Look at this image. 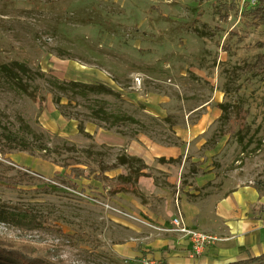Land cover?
<instances>
[{
    "label": "rangeland",
    "instance_id": "1",
    "mask_svg": "<svg viewBox=\"0 0 264 264\" xmlns=\"http://www.w3.org/2000/svg\"><path fill=\"white\" fill-rule=\"evenodd\" d=\"M255 5L0 0V243L56 264H233L252 256L254 235L262 255L252 185L264 184V73L250 68L264 24L245 15ZM14 62L31 72L1 69ZM238 107L250 114L235 136L222 116ZM124 159L143 176L116 194L108 182L131 174ZM72 169L84 172L75 186L63 178ZM179 213L218 240L195 254L169 232ZM178 241L196 262L167 257Z\"/></svg>",
    "mask_w": 264,
    "mask_h": 264
},
{
    "label": "trees",
    "instance_id": "2",
    "mask_svg": "<svg viewBox=\"0 0 264 264\" xmlns=\"http://www.w3.org/2000/svg\"><path fill=\"white\" fill-rule=\"evenodd\" d=\"M257 5L250 7L249 9L245 10V15L249 16L250 19L253 20L254 24H264V0H256ZM4 69L6 71H14L18 74L23 73V74H28L30 73V69L25 65L24 63L20 62H14L11 65H1V69ZM250 71H252L254 76H259L264 73V55H260L259 59L255 62L253 66H251ZM38 87L33 88L31 90L30 96L32 99L38 98ZM108 91V89H106ZM40 101V109L41 111L44 110L45 108V103L42 100ZM234 114L235 116H232ZM248 114H250L249 111H244L241 108H237L236 110H227L226 108L224 109L223 113V119L225 121V124L228 127V133L233 134L235 133V136H237L239 133L242 131L246 130L247 127V117ZM238 131V133L236 132ZM9 141H14L16 140L13 137H8ZM21 145L23 150L29 151L30 153L34 154V149L28 143L25 139L21 140ZM43 148L42 150H44ZM134 161V160H133ZM172 161V160H170ZM123 165H128L130 166L131 174L127 176H120L119 179H117L115 182H108L111 191L113 193L119 194L123 192H136L138 190V183L140 182L141 175L138 171L134 170V167L131 161V159H124L122 162ZM83 171H80L79 169H72L70 173L66 174L69 175L64 180L68 182L67 184L75 186L76 184L74 183V179L77 178L79 179L83 175ZM81 175V176H80ZM101 176H105L104 174H101ZM99 179V178H98ZM253 189L255 190L259 200H264V184H253L252 185ZM14 218V214L11 215ZM23 218L19 217L20 220L27 221L29 224L33 223L34 220L29 221L28 215L24 214L22 215ZM0 218L2 221H7V213L1 212L0 213ZM39 224V223H38ZM67 238L70 239L71 241L73 240V236H68ZM75 239L77 240H82L80 236L75 235ZM0 264H56L49 260L48 258H40L36 256L34 253H32L30 250H25L22 248H12L8 244L0 243ZM233 264H264V253L260 256H251L248 257L245 260L235 262Z\"/></svg>",
    "mask_w": 264,
    "mask_h": 264
},
{
    "label": "built area",
    "instance_id": "3",
    "mask_svg": "<svg viewBox=\"0 0 264 264\" xmlns=\"http://www.w3.org/2000/svg\"><path fill=\"white\" fill-rule=\"evenodd\" d=\"M137 83L139 85L141 84L139 80ZM169 232L180 233L188 236L190 238L191 243L193 244L194 253L197 255H201L203 251L207 247H209V245L215 243L218 240V238L215 236H211L202 233L200 231L188 229V226L186 225L181 213H179V216H177L173 220V228H171ZM143 264H160V263H157L156 261H152V260H143Z\"/></svg>",
    "mask_w": 264,
    "mask_h": 264
},
{
    "label": "crops",
    "instance_id": "4",
    "mask_svg": "<svg viewBox=\"0 0 264 264\" xmlns=\"http://www.w3.org/2000/svg\"><path fill=\"white\" fill-rule=\"evenodd\" d=\"M180 243H181L180 241L176 242V247H174L176 249L172 250L168 254V256L167 255H165V256L169 257L170 259L173 258L174 256H176V257H179V260L181 259V257L188 256V257H190L192 263L196 262L197 260L195 259V257H193L192 252L190 253V251H186L187 249L182 250V248H180V245H179ZM189 244L191 245V243H189ZM245 245L250 246V248H251L250 252L252 253V256H254V254H253L254 252L256 253L257 250L262 249V239L260 236L254 238V235H252L251 237H249L247 239V241L245 242ZM236 247H239L238 244H236ZM191 249H192V245H191ZM181 250H182V252H181ZM212 257L215 258L213 262H218V261H224V259L228 256L222 257V256H219L217 254H213ZM243 260H245V259H243ZM203 262H208V261H203V259H201L199 261V264H201ZM221 263H223V262H221Z\"/></svg>",
    "mask_w": 264,
    "mask_h": 264
}]
</instances>
